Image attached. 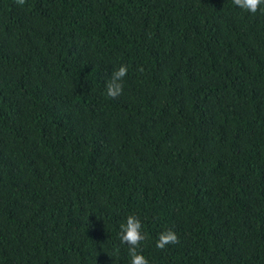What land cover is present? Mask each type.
<instances>
[{"label":"trees","instance_id":"trees-1","mask_svg":"<svg viewBox=\"0 0 264 264\" xmlns=\"http://www.w3.org/2000/svg\"><path fill=\"white\" fill-rule=\"evenodd\" d=\"M130 214L148 264H264V5L0 0V264H130Z\"/></svg>","mask_w":264,"mask_h":264},{"label":"clouds","instance_id":"clouds-1","mask_svg":"<svg viewBox=\"0 0 264 264\" xmlns=\"http://www.w3.org/2000/svg\"><path fill=\"white\" fill-rule=\"evenodd\" d=\"M233 3L242 10L255 13L258 6L264 5V0H233ZM127 71V67L123 64L113 71L111 78L106 84L107 96L114 98L120 95L122 91V78L126 75ZM120 229L121 241L130 246V264H148L147 258L137 251L139 242L144 238L139 218L131 214L128 215L125 221L121 223ZM176 239L177 237L172 230H164L159 233L158 239L156 240V247L164 248L167 244L176 242Z\"/></svg>","mask_w":264,"mask_h":264}]
</instances>
